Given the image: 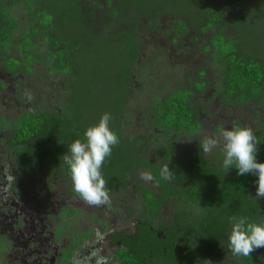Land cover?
I'll return each mask as SVG.
<instances>
[{"label": "trees", "instance_id": "trees-1", "mask_svg": "<svg viewBox=\"0 0 264 264\" xmlns=\"http://www.w3.org/2000/svg\"><path fill=\"white\" fill-rule=\"evenodd\" d=\"M94 1L0 0V55L4 69L13 76L31 78L38 68H44L49 75L66 79L68 87L64 92L68 98L60 112L25 113L10 123V150L25 170L39 176L49 172L70 178L63 163L68 145L83 139L87 127L110 113L109 127L119 137V143L101 169L109 196L117 189H126L130 176L140 170L151 173L159 190L139 187L142 213L136 232L127 234L124 230L111 236L113 245L120 246L115 261L179 264L186 260V250L210 261L228 238L231 216L262 220L264 202L254 196L257 177L251 173L237 175L236 169L223 171L221 165L206 160L201 149L186 161H175L169 149L159 154V148V157L164 158L172 173V178L166 180L161 176L163 166L147 156L152 142L163 141L164 137L128 138L123 116L126 99L135 85L137 64L144 53L138 41L139 31L158 29L162 21L171 18L177 37L185 36L189 28L196 31L197 39L215 32L205 50L213 51L220 72L216 98L228 105L259 103L264 99V54L248 43L246 18L249 9L263 16L264 0ZM229 15L238 37L227 35ZM94 22L103 30L94 28ZM106 54L110 58L101 76L108 86L104 100L107 108L98 116L84 115L80 95H85V88L93 94V85L96 92L101 90L96 74ZM207 88L206 82H195L191 89H177L157 102L151 108V130L164 133L167 139L174 134L201 135L203 126L193 101ZM253 133L259 142L257 159L264 162V121ZM176 198L190 204L193 215L178 216L170 225H156L162 206ZM64 214L74 215L76 211L68 209ZM88 237L91 235L83 238ZM71 257V250L64 251L60 262L70 264ZM233 262L264 264V247L248 257L233 255ZM0 264L5 263L1 260Z\"/></svg>", "mask_w": 264, "mask_h": 264}, {"label": "rangeland", "instance_id": "rangeland-1", "mask_svg": "<svg viewBox=\"0 0 264 264\" xmlns=\"http://www.w3.org/2000/svg\"><path fill=\"white\" fill-rule=\"evenodd\" d=\"M94 3L105 2L95 0ZM251 11L253 9L248 10L250 15L246 18L248 43L264 54V15H260L261 18ZM232 20L231 15L226 17V23H229L226 25L227 35L231 38L238 37L231 27ZM173 21L166 18L158 29H140L138 41L144 53L137 64L135 85L126 99L127 109L123 116L128 138L156 140V137H164L163 141H153L147 153L149 158L162 166L166 162L159 157V148V154L169 149L175 161H186L200 149L204 140L217 138L222 143L220 133L223 128L241 125L254 132L264 121V99L259 103L238 106L224 104L216 98L220 72L214 63L213 51L205 50L215 32L197 39L196 31L189 28L185 36L177 37L172 31ZM92 25L103 30L100 24L94 22ZM109 58L107 54L103 55L96 74L101 90L96 92L91 85L93 94L85 88V95H80L84 115L98 116L107 108L104 100L108 86L101 75ZM201 81L206 82L208 88L204 93L196 94L193 102L203 133L196 137L174 134L167 139L164 133L152 131L148 125L151 108L173 91L191 89L195 82ZM67 89L66 79L51 76L44 68H38L34 77L11 79L0 63V116L12 120L25 112H60L68 98L64 93ZM6 137L7 134L0 131V140ZM201 153L206 160L221 165L223 154L219 144L211 152L205 154L201 150ZM14 159L0 142V236L5 237L9 248L0 259L9 264H58L59 251L66 244L56 242L55 228L62 222L71 237L89 231L93 234L92 240L75 252L74 260L80 257L75 264H90L88 250L92 246L95 257L100 262L102 260L99 264L112 263L114 252L109 248V236L120 230H134L136 216L142 213L139 187L143 185L159 193L153 180L141 178L146 171L140 170L130 176L126 189H117L110 195L108 203L90 205L74 191L69 177L41 175L37 181L27 180L15 174ZM254 196L256 198V193ZM257 199L264 202V198ZM190 207L180 198L172 199L162 209L157 224H169L175 215H193ZM65 208L78 209L82 214L79 218L64 216L62 210ZM261 212L264 220V205ZM225 241L218 249V264H234L233 254L228 249V238Z\"/></svg>", "mask_w": 264, "mask_h": 264}, {"label": "clouds", "instance_id": "clouds-1", "mask_svg": "<svg viewBox=\"0 0 264 264\" xmlns=\"http://www.w3.org/2000/svg\"><path fill=\"white\" fill-rule=\"evenodd\" d=\"M110 113H104L98 123L87 127L83 139H76L68 145L63 155L74 191L90 205H103L109 202V191L102 175V166L112 149L119 143V137L109 127ZM222 143L217 138L204 140L200 149L209 153L221 146L223 160L221 169L228 172L236 169L237 175L253 174L256 198H264V162L257 159L258 141L252 129L240 125L225 127L220 133ZM162 178H172L168 164L161 169ZM141 178L151 181L150 172H143ZM228 249L234 256L248 257L256 249L264 247V220L254 221L246 216L229 218Z\"/></svg>", "mask_w": 264, "mask_h": 264}, {"label": "flooded vegetation", "instance_id": "flooded-vegetation-1", "mask_svg": "<svg viewBox=\"0 0 264 264\" xmlns=\"http://www.w3.org/2000/svg\"><path fill=\"white\" fill-rule=\"evenodd\" d=\"M3 62H4V59L2 58V56L0 55V63H1V66H2V69H3V71L5 72V74L8 76V77H10L11 79H15V78H17V77H24V76H22V75H18V76H13L12 74H10V73H8L5 69H4V66H3ZM25 113H30V112H25ZM25 113H22V114H20L17 118H14V119H10V120H8L6 117H4V116H0V131L1 132H3V133H6L7 134V137L5 138V139H3V140H0V142H1V144L4 146V149H5V151L8 153V154H10V155H12L13 157H15V159H14V167H15V174L17 175V176H19V177H23V178H25V179H27V180H33V181H37V179H39L41 176H39L38 174H36V173H32V172H30L29 170H25V169H23V168H21L20 167V165H19V161H18V158H17V156H16V154L15 153H13L11 150H10V146H9V138H10V134H11V132H12V128H11V126H10V123L12 122V121H14V120H16V119H18L19 117H21L22 115H24ZM32 114H34V113H32ZM37 114H40V113H37ZM44 176L45 175H48V176H56V177H59V178H61V176L60 175H58V174H56V173H45V174H43ZM1 182V181H0ZM153 183H154V181H153ZM140 196H141V194H140ZM141 199H142V196H141ZM165 206V205H164ZM164 206H162V209L164 208ZM68 209H73V208H65V209H63L62 210V214L65 216V215H68V216H73V217H76V218H79L80 217V215L82 214L78 209H73V210H75L76 211V214H64V212L65 211H67ZM162 214V213H161ZM160 214V215H161ZM160 215L157 217V219H155V224L156 225H158L157 224V220H158V218L160 217ZM178 216H183V215H175L173 218H172V221L169 223V224H166V225H170L173 221H174V219L175 218H177ZM138 218H139V216H136V220H135V224H134V230L132 231V230H128V229H125L126 231H128L127 232V234H132V233H135L136 232V225H137V222H138ZM95 218L93 217V220H94ZM107 227H105L104 229H106ZM121 231H124V230H120V231H117V232H115V233H112L110 236H109V248L114 252V254H113V262L112 263H109V264H119L118 262H116L115 261V256H116V254H117V252H118V248L120 247V246H115V245H113V243H112V241H111V236L112 235H114V234H117V233H119V232H121ZM55 235H56V242L57 243H59V244H66V245H63L62 246V248L60 249V251H59V256H58V264H62L61 262H60V260H61V258L63 257V252L64 251H67V250H71L72 251V257H71V260H70V264H75V262H77L78 261V259L80 258H76V260H74L75 259V256H74V254H75V252H77V251H79L80 250V248L82 247V245L83 244H85V243H87V242H89V241H91L92 240V238H93V234H92V232L91 231H89V232H87V233H83V234H81V235H77V236H75V237H71V233H69V232H67V230H66V228H65V226L63 225V222L62 223H60L56 228H55ZM86 235H91V237H88L87 239H84L83 237L84 236H86ZM159 236L161 237V238H163V236L161 235V233H159ZM67 238H69L68 240H67ZM120 243V242H119ZM3 244V245H2ZM92 248H94L93 246L88 250V252H89V254L91 255V256H88V259L90 260V264H99V258H96L95 257V254L93 253V250H92ZM182 248H184V250L185 249H187L185 246H182ZM8 246H6V239H5V237H3V236H0V256L2 255V254H4L6 251H8ZM184 256H185V258H186V260H180L179 261V264H218V260H219V253H217V254H215L214 253V257L213 258H211V260L210 261H207L206 259H200V256L199 257H197V256H192L191 254H190V251L189 250H186L185 251V253H184ZM4 261V263L5 264H9L8 262H6L5 260H3V259H0V261ZM101 262H102V260H101ZM100 262V263H101Z\"/></svg>", "mask_w": 264, "mask_h": 264}]
</instances>
